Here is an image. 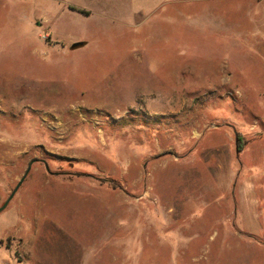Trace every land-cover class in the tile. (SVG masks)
Wrapping results in <instances>:
<instances>
[{"label": "rangeland", "instance_id": "374dc122", "mask_svg": "<svg viewBox=\"0 0 264 264\" xmlns=\"http://www.w3.org/2000/svg\"><path fill=\"white\" fill-rule=\"evenodd\" d=\"M159 11L0 0V264H264V0Z\"/></svg>", "mask_w": 264, "mask_h": 264}, {"label": "crops", "instance_id": "0c3cea01", "mask_svg": "<svg viewBox=\"0 0 264 264\" xmlns=\"http://www.w3.org/2000/svg\"><path fill=\"white\" fill-rule=\"evenodd\" d=\"M197 1L209 2L214 0H126L129 10L134 16L140 14L143 15L144 13L147 14L146 18L150 17L148 12L153 14L158 13L160 12L159 10L161 7L165 6L167 3H189L190 7H192L193 2Z\"/></svg>", "mask_w": 264, "mask_h": 264}, {"label": "water", "instance_id": "95a60500", "mask_svg": "<svg viewBox=\"0 0 264 264\" xmlns=\"http://www.w3.org/2000/svg\"><path fill=\"white\" fill-rule=\"evenodd\" d=\"M77 46V44H76ZM38 162V160H33L31 161V163L28 166L27 171L25 172L24 176L21 178V180L19 181V183L17 184V186L15 187V189L13 190V192L11 193V195L9 196V198L6 200V202L3 204L2 207H0V214L5 211L7 209V207L9 206V204L11 203V201L14 199V197L16 196L17 192L19 191V189L22 187V185L24 184V182L26 181L28 175L30 174L31 170H32V166ZM47 170L49 172V168L47 167Z\"/></svg>", "mask_w": 264, "mask_h": 264}, {"label": "trees", "instance_id": "16d2710c", "mask_svg": "<svg viewBox=\"0 0 264 264\" xmlns=\"http://www.w3.org/2000/svg\"><path fill=\"white\" fill-rule=\"evenodd\" d=\"M80 12L83 15H85V16H88L89 15V12L86 11V10H80ZM244 147H245V143L242 142L241 137L238 135V137H237V149H238V151L241 152L244 149Z\"/></svg>", "mask_w": 264, "mask_h": 264}]
</instances>
